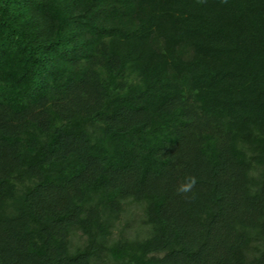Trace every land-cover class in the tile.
I'll list each match as a JSON object with an SVG mask.
<instances>
[{
    "label": "trees",
    "instance_id": "16d2710c",
    "mask_svg": "<svg viewBox=\"0 0 264 264\" xmlns=\"http://www.w3.org/2000/svg\"><path fill=\"white\" fill-rule=\"evenodd\" d=\"M0 264H264V0H0Z\"/></svg>",
    "mask_w": 264,
    "mask_h": 264
},
{
    "label": "clouds",
    "instance_id": "9594fccd",
    "mask_svg": "<svg viewBox=\"0 0 264 264\" xmlns=\"http://www.w3.org/2000/svg\"><path fill=\"white\" fill-rule=\"evenodd\" d=\"M196 178L195 177H188L186 179V182L182 183L178 188H177V193L182 194V193H188L190 192L193 187L196 184Z\"/></svg>",
    "mask_w": 264,
    "mask_h": 264
},
{
    "label": "rangeland",
    "instance_id": "374dc122",
    "mask_svg": "<svg viewBox=\"0 0 264 264\" xmlns=\"http://www.w3.org/2000/svg\"><path fill=\"white\" fill-rule=\"evenodd\" d=\"M134 212H136V211H134Z\"/></svg>",
    "mask_w": 264,
    "mask_h": 264
}]
</instances>
